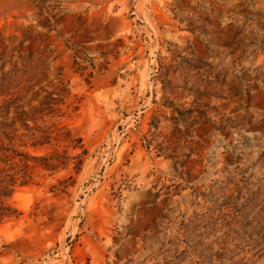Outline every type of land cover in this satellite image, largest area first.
Returning a JSON list of instances; mask_svg holds the SVG:
<instances>
[{"label": "rangeland", "instance_id": "1", "mask_svg": "<svg viewBox=\"0 0 264 264\" xmlns=\"http://www.w3.org/2000/svg\"><path fill=\"white\" fill-rule=\"evenodd\" d=\"M0 264H264V0H0Z\"/></svg>", "mask_w": 264, "mask_h": 264}, {"label": "trees", "instance_id": "2", "mask_svg": "<svg viewBox=\"0 0 264 264\" xmlns=\"http://www.w3.org/2000/svg\"><path fill=\"white\" fill-rule=\"evenodd\" d=\"M14 185V184H13ZM8 187V186H7Z\"/></svg>", "mask_w": 264, "mask_h": 264}]
</instances>
